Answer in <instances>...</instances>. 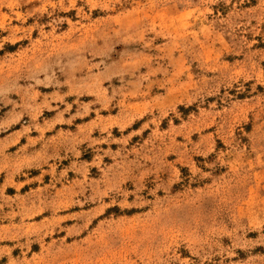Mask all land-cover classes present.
<instances>
[{
  "label": "rangeland",
  "instance_id": "1",
  "mask_svg": "<svg viewBox=\"0 0 264 264\" xmlns=\"http://www.w3.org/2000/svg\"><path fill=\"white\" fill-rule=\"evenodd\" d=\"M0 264H264V0H0Z\"/></svg>",
  "mask_w": 264,
  "mask_h": 264
}]
</instances>
